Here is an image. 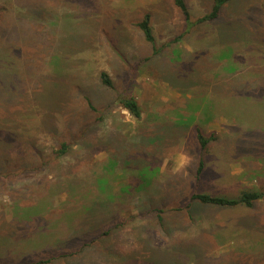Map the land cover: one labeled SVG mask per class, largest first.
Returning <instances> with one entry per match:
<instances>
[{
  "label": "rangeland",
  "instance_id": "374dc122",
  "mask_svg": "<svg viewBox=\"0 0 264 264\" xmlns=\"http://www.w3.org/2000/svg\"><path fill=\"white\" fill-rule=\"evenodd\" d=\"M160 256L264 264V0H0V264Z\"/></svg>",
  "mask_w": 264,
  "mask_h": 264
},
{
  "label": "trees",
  "instance_id": "16d2710c",
  "mask_svg": "<svg viewBox=\"0 0 264 264\" xmlns=\"http://www.w3.org/2000/svg\"><path fill=\"white\" fill-rule=\"evenodd\" d=\"M174 1L184 16L185 23H186V32H187V31H190L191 28L201 24L202 22L212 21V20L216 19L220 14V10L223 7V5L226 2H228L229 0H213V4L211 6L210 11L207 12L206 14H204L203 16L198 17L195 20H193L192 15L190 13V10H189L185 0H174ZM138 26L141 28V30L145 36V39L147 41H149L150 43L155 44L156 38H155V34H154L153 27L151 24V14L150 13H146L144 15V17L138 22ZM177 39H179V37L175 38L173 41H176ZM171 42H172V40L169 43H171ZM100 78H101V81L104 85L109 86V87L113 86L112 79H111V77L107 71H105V70L101 71ZM4 83H7V82H4ZM4 83H3V85H4ZM14 83H16V84H14L15 85L14 90H17L18 82H14ZM118 100L125 108H127L130 111V113L132 115H134L135 117L141 116L140 105L134 97H124V96L121 97L120 96L118 98ZM196 130H197V138H198L199 144H200L202 149H205L208 145V142L212 138L206 137L204 135L203 131L201 130L200 126H197ZM66 148H67V145L63 144V146L60 148V152L62 153L64 151H66L65 150ZM203 168H204V161L202 159V160H200L199 167L197 168L198 176H200L201 172L203 171ZM260 197H261V193H259L258 191H255V190H245L241 193V195L238 198H226V197H221V196L213 195L211 193H206V192H193L191 194L192 199H197V200L201 201L202 203H209V204H216V205L245 204L247 206H252L254 204L255 200L259 199ZM129 258L131 260L134 258V256H130L126 259L123 258V259H121V261L126 262ZM147 260L150 263H151V261H155L154 258H151V255L149 256V258ZM158 260L162 264H168L163 256H160V259L158 258ZM43 261L44 260H39V261L33 262L31 264H39Z\"/></svg>",
  "mask_w": 264,
  "mask_h": 264
}]
</instances>
